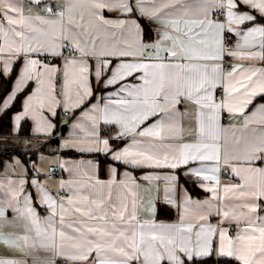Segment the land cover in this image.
Instances as JSON below:
<instances>
[{
  "label": "snow or ice",
  "instance_id": "snow-or-ice-1",
  "mask_svg": "<svg viewBox=\"0 0 264 264\" xmlns=\"http://www.w3.org/2000/svg\"><path fill=\"white\" fill-rule=\"evenodd\" d=\"M42 3L43 0H30V5ZM53 7L59 6H46L44 15L24 16L16 0H0V37L4 40L0 44V77L11 76L17 61L22 65L14 77V87L0 94V112L9 109L18 95L24 94L23 112L15 117V130L18 131L20 121L30 116L35 121L36 133L50 135L55 125L45 116V111L55 116L57 107L65 112L87 107L90 98L94 99L90 83V78H94L104 89L119 87L108 92L106 98L101 97L100 103L92 104L90 111H84V117L91 120L89 130L85 131L80 123L74 125L84 139L65 140L63 147L103 152L136 167L175 169L189 162L213 161L214 166L209 169L189 171L202 180L215 182L217 187L208 189L214 198L221 195L220 180L215 173L219 172L222 159L224 166L231 168L233 175L242 181L224 185L222 189L224 198L238 203H225L223 208L217 205L215 211L209 201L201 204L186 197L185 214L189 204L196 205L195 223H185V217L181 216L178 224H133L138 203L135 189L139 185L121 181L128 191L117 196L119 203L112 219L124 223H108L103 196H98L91 204L101 214L97 215L91 208L82 214L101 223L88 226L75 221L67 225L72 235L63 230V199H52L42 190L45 206L52 209L50 216L56 215L57 207L61 213L60 243L52 245L56 256L68 264H264V216L260 215L264 203V167L256 166L264 165V131L256 137L258 143L246 146L239 153H229L226 149L222 158L221 147L215 143H183L174 147L171 143L137 141L128 147H113L98 128L100 121L118 125L114 139L125 136L181 139L182 113L178 105L185 102L195 105L200 117L196 139L218 140L222 111L242 113L254 97L264 96V68L244 69L242 65L230 64L231 70L226 71L223 64L225 56L264 61V0H66L64 10L53 12ZM105 11L123 14L125 18L107 19ZM213 13L223 16L224 21L213 19ZM141 19L158 23L164 38L172 40V46L163 49L165 55H161L159 42L143 43ZM246 22L250 25L246 30L235 27ZM225 31H235L243 43L237 42L235 50L225 51ZM117 32L135 35L138 41L135 50L132 45L121 47L116 43ZM102 36L113 38L111 47L105 46ZM12 56L16 57L15 61ZM49 56L60 58L62 63H48ZM91 60L95 63L90 64ZM217 87L225 92L219 102L215 98ZM258 111L264 123V105ZM152 117L160 119L141 128ZM111 172L114 176L115 169ZM154 178L158 179L143 177ZM115 183V179L108 183L97 180L92 187L102 191ZM128 201L134 210L126 217ZM168 202L173 203L170 198ZM67 203L74 204L75 197H69ZM27 211L35 224L34 210L28 207ZM76 211L81 209L77 207ZM3 215L0 210V217ZM210 216L219 218L218 223L212 224ZM226 225L235 227L234 236L229 235ZM16 239L5 236L0 228V244L22 251ZM23 239L27 247L29 237ZM0 264L20 262L0 257Z\"/></svg>",
  "mask_w": 264,
  "mask_h": 264
},
{
  "label": "crops",
  "instance_id": "crops-1",
  "mask_svg": "<svg viewBox=\"0 0 264 264\" xmlns=\"http://www.w3.org/2000/svg\"><path fill=\"white\" fill-rule=\"evenodd\" d=\"M48 3H53L58 5L60 10H64L66 0H43V3L39 6L30 5V0H16L19 7L23 9L24 16L31 15H44V8ZM149 6L150 5H146ZM196 5H193L195 8ZM247 10V9H245ZM56 12V11H53ZM105 18L107 19H117L125 18L123 14L119 15L116 12H104ZM67 19V16L65 17ZM221 22L224 19L215 18ZM146 21L147 25L150 27L148 32V38L145 34V27L143 21ZM140 27L142 29V41L145 44H154L159 42L161 48V55H165L163 49L172 46L171 39H165L163 36V31L161 26L156 23L149 21L147 19L139 20ZM250 26L247 22L245 25L235 26L238 30L244 29ZM225 33L231 38L230 46L225 49L235 50L237 42L243 43L241 37L235 34V31ZM224 33V44L226 45V37ZM170 35H173L170 33ZM105 46L111 47L113 43V38L105 39ZM114 41L118 43L121 47H127L132 45V50H135L138 41L133 34L128 32L120 33L117 32ZM4 40L0 37V44H3ZM100 43V41H98ZM247 50V49H245ZM258 50V49H257ZM149 53H146V55ZM5 58H8V54H4ZM41 58V57H33ZM11 59L16 60L15 56ZM23 59V57H21ZM43 59V58H42ZM131 60L132 58H125ZM228 61L230 64L242 65L244 69L255 67L264 68V61L259 60H235L231 57L225 56L224 60ZM47 62L57 65L61 64L60 58H54L49 60L46 58ZM117 61L114 59L113 63ZM90 64H94L95 61H89ZM201 63H214L213 61H202ZM224 68L226 70V63L223 61ZM13 72L16 69V75L22 65L17 61L13 64ZM231 70V69H230ZM228 70V71H230ZM227 71V70H226ZM13 74V73H12ZM9 77V76H8ZM7 78V77H5ZM2 77H0L1 82ZM14 81V79H13ZM12 81V87L14 83ZM132 78L129 77L128 82H131ZM90 83L92 85V91L94 94V99L90 98L87 107L76 108L70 112L68 118L63 122V137L57 138V143L52 146L49 139L58 134L60 129L59 117L63 113V109L60 107L55 108L56 115L52 116L49 112L45 111V116L49 121L55 125L51 130V134L36 133L35 132V121L31 117H26L24 120L20 121L18 131L16 129V115L23 112V99L21 103V108L13 114L12 118V130L14 134H17L23 121H28L30 125V136L26 137L24 142L31 144L32 147H38L42 143H47L51 146L52 150L56 149L55 152H45L40 150H35L36 156L34 158H29L30 153L25 156V154H15L11 158L4 162L3 168L0 170V210L3 211L4 215L0 217V228H2L5 236H10L12 238H17L16 243L20 246L22 251H17L16 249H9L7 246L0 244V257L6 260H13L20 262V264H68V262H63V259L56 256L55 251L52 249L53 243L59 245L60 238L59 232L61 231V213L59 207L56 209V215L50 216L52 209L45 206L42 198L41 192L46 191L52 199H63L64 201V227L63 230L67 235H72V230L67 227L75 221H79L81 225L96 226L98 222L96 220L90 219L88 216L82 213L88 211L90 208L97 214L100 215L99 209H96L91 201L96 199L98 196H103V210L107 214L108 223L116 222L118 224H123L124 221H114L112 219V214L116 210V205L119 203L117 201V196L121 193H126L128 190L121 185V181H127L129 184L139 185L135 191L138 194V203L135 206L136 220L132 221L133 224L136 223H156V224H178L180 223L181 216L185 217V223H195V214L197 208L195 203L188 205V213L185 214V198H190L191 201H199L203 204L204 201H209L215 211V206L219 205L223 208V204H235L238 203L235 199H226L223 197L222 189L224 185L240 184L242 183L239 177L233 175L231 168L224 166L223 159L221 160V167L219 172L215 175L220 180V193L219 197H215L212 192L208 191L209 188L217 187L214 181H205L196 176L191 175L190 169L192 168H205L209 169L214 166L213 161H196L189 162L186 165H181L178 168L170 169L166 167L156 168V167H136L131 164H125L122 161L112 159L110 154H105L103 152H81L75 148H65L63 143L65 140L78 141L84 139L83 133L80 129L74 128V125L80 123L85 131L89 130L91 120L84 117V111H90L92 104L100 103L101 97H107V93L116 90L119 85L115 87H109L104 89L102 86L97 85L94 78H90ZM11 87V88H12ZM34 87V86H33ZM219 90L223 91V96L217 98V92ZM225 92L224 88L217 87L215 89V98L217 102L224 99ZM261 95H257L252 99V103L244 108L242 113L231 114L227 112H221L219 117L220 130L218 132L219 139L212 140H197L198 127L200 117L197 113L196 106H189L187 103L182 102L178 105L179 112L182 113L179 123L183 129L182 138L177 140L169 141L151 138H141L139 136H125L123 139H114L117 135L118 125H106L102 121L99 123L100 135L103 138H108L110 146L124 148L133 144L134 142L147 143L151 141L154 144H168L171 143L174 147H179L183 143H215L221 147V156L226 154L227 149L229 153H239L246 146H250L252 143H258L256 139L258 134L264 131V123H261V114L258 109L261 105H264V100L261 99ZM23 98H25L23 96ZM207 111V110H205ZM256 113L255 116H252ZM226 116V118H225ZM251 116V119L249 117ZM160 117H152L149 121H146L141 128L147 126L148 124L154 123L159 120ZM254 130V131H253ZM116 141H122L119 145H115ZM38 149V148H37ZM258 167H264L257 163ZM54 168L61 169V176H50L49 172ZM115 169V174L111 172ZM212 175V173H206ZM145 175L151 177H158L151 180H144ZM166 177H175L174 180L166 179ZM182 177L193 181L196 186L203 192L202 195H195L191 192L188 186L182 181ZM115 179L116 183L112 184L110 188H105L102 191L99 189H94L92 185L97 181L108 183ZM37 183H33V182ZM64 191V193H59ZM167 190V191H166ZM109 193L111 194V199H109ZM231 196V194H229ZM75 197L74 204H68L67 201L69 197ZM87 199H84V198ZM171 199L173 203H169L168 199ZM160 204H166L169 207L174 208L176 216L174 219H160L158 217V210ZM31 207L35 212L36 223H32V218L30 217L27 209ZM81 209L80 212L76 211V208ZM205 207H207L205 205ZM260 215L264 216V203H261ZM133 206L128 201L127 211L125 216L127 217L129 213L133 212ZM212 224H217L219 218L209 217ZM229 230V235H235V227L233 225H226ZM86 230V229H82ZM29 237L28 246H24V237ZM70 243L65 241V244ZM233 264H238V262H233Z\"/></svg>",
  "mask_w": 264,
  "mask_h": 264
},
{
  "label": "trees",
  "instance_id": "trees-1",
  "mask_svg": "<svg viewBox=\"0 0 264 264\" xmlns=\"http://www.w3.org/2000/svg\"><path fill=\"white\" fill-rule=\"evenodd\" d=\"M145 27V34L148 38V32L150 27L147 25L146 21H143ZM16 69L13 74L7 78L2 77L0 82V94L8 91L12 87V81L16 74ZM24 94L21 93L18 95L17 100L9 107V109L0 112V170L3 168L4 162L14 156L15 154H27L30 153L29 158H34L38 150L45 152H55L56 149L52 150L51 146H48L47 143H42L38 147H32L31 144L24 142L26 137L30 136V125L28 121H23L20 130L17 134L13 133L12 130V118L13 114L20 110L21 103ZM264 100V96L261 97ZM52 146H55L57 143V133L53 135L49 141ZM122 141H116L115 145H119ZM38 148V149H37ZM37 150V151H35ZM182 181L188 186L191 192L195 195H202L203 192L196 186V184L182 177ZM176 216L175 210L172 207H169L166 204H160L158 210V217L160 219H174Z\"/></svg>",
  "mask_w": 264,
  "mask_h": 264
},
{
  "label": "built area",
  "instance_id": "built-area-1",
  "mask_svg": "<svg viewBox=\"0 0 264 264\" xmlns=\"http://www.w3.org/2000/svg\"><path fill=\"white\" fill-rule=\"evenodd\" d=\"M47 3V5L48 6H52V5H55V4H53V3H48V1L46 2ZM58 9H60V7H53V11H57ZM213 15V17H215V18H221V19H224V17L223 16H220L218 13H213L212 14ZM225 37H226V45H225V49H227L229 46H230V44H231V41H230V37L225 33ZM49 60H53L54 58L53 57H51V56H49V57H47ZM224 62L226 63V70L228 71V70H230V67H229V65H228V61L225 59L224 60ZM223 96V91L222 90H219L218 92H217V98H220V97H222ZM69 114H70V112H65V111H63V113H62V115H60V117H59V121H60V129H59V132H58V134H57V138H62L63 137V122L68 118V116H69ZM225 118H226V116H225ZM61 174H62V172H61V169L60 168H54V169H52L50 172H49V175L50 176H61ZM59 193H64V191H62L61 190V192L59 191ZM63 262H67L66 260H64L63 259Z\"/></svg>",
  "mask_w": 264,
  "mask_h": 264
}]
</instances>
